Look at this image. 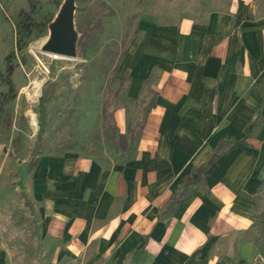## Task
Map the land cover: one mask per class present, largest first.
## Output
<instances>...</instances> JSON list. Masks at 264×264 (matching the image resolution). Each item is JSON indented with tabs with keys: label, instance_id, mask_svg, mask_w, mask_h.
Instances as JSON below:
<instances>
[{
	"label": "crops",
	"instance_id": "1",
	"mask_svg": "<svg viewBox=\"0 0 264 264\" xmlns=\"http://www.w3.org/2000/svg\"><path fill=\"white\" fill-rule=\"evenodd\" d=\"M107 2L125 16L140 11L120 66L132 78L114 112L128 145L117 152L101 139L79 154L70 197L58 184L52 196L34 193L47 253L22 261L264 264V0ZM157 4L173 24L145 33V22L159 20L146 6ZM153 72L154 105L130 140L129 100ZM213 150L217 159L199 177Z\"/></svg>",
	"mask_w": 264,
	"mask_h": 264
},
{
	"label": "rangeland",
	"instance_id": "2",
	"mask_svg": "<svg viewBox=\"0 0 264 264\" xmlns=\"http://www.w3.org/2000/svg\"><path fill=\"white\" fill-rule=\"evenodd\" d=\"M64 1L0 0V264H25L23 256L47 253L39 241L34 193L41 190L52 196L56 184L62 185L60 191L66 196L75 193L79 154L91 152L101 139L122 151L114 112L132 78L130 69L120 72V66L138 36L140 11L125 16L107 0H74V55L57 58L43 47L50 36L49 23ZM146 7L159 20L145 22V33H154L153 25L173 24L166 7ZM157 77V72L151 73L141 97L129 100L130 140L137 136L154 97L148 83ZM34 81L40 82L35 100ZM41 95L45 126L38 140ZM254 123L258 126L261 120Z\"/></svg>",
	"mask_w": 264,
	"mask_h": 264
},
{
	"label": "water",
	"instance_id": "3",
	"mask_svg": "<svg viewBox=\"0 0 264 264\" xmlns=\"http://www.w3.org/2000/svg\"><path fill=\"white\" fill-rule=\"evenodd\" d=\"M74 0H65L57 17L49 23L50 36L43 47L46 53L74 55L77 33L73 24Z\"/></svg>",
	"mask_w": 264,
	"mask_h": 264
},
{
	"label": "trees",
	"instance_id": "4",
	"mask_svg": "<svg viewBox=\"0 0 264 264\" xmlns=\"http://www.w3.org/2000/svg\"><path fill=\"white\" fill-rule=\"evenodd\" d=\"M7 73L8 75H10L12 73V65H9L7 68ZM10 89H12V84L9 81L8 83ZM154 102L151 101L150 106H153ZM148 111V110H147ZM44 120H45V108H44V104H43V99H42V95L39 97L38 99V130H37V139L40 140L41 136L43 134V130H44ZM145 122V117L142 120V124L140 125V128H142L143 124ZM120 138L121 140V149L122 151H124L126 149V140H125V136L123 134H120ZM221 144H219V146H221ZM218 157V153L217 150H213L212 153L210 154L209 158L207 159V161L205 163H203L198 169H197V173L199 177H203L204 171L207 169L208 166H210L211 164H213L215 162V160ZM191 184V182L189 181H185L183 184V190L172 196L171 200L165 203V206L168 207L172 204H175L179 201V198L184 195V193L186 192L188 185Z\"/></svg>",
	"mask_w": 264,
	"mask_h": 264
},
{
	"label": "bare ground",
	"instance_id": "5",
	"mask_svg": "<svg viewBox=\"0 0 264 264\" xmlns=\"http://www.w3.org/2000/svg\"><path fill=\"white\" fill-rule=\"evenodd\" d=\"M54 57H57V58H62L61 56H58V55H53ZM39 91H40V82H35L34 81V90H33V94H32V98L35 100L36 97L38 96L39 94ZM32 115H31V124L32 126H36V122L34 119H32Z\"/></svg>",
	"mask_w": 264,
	"mask_h": 264
},
{
	"label": "built area",
	"instance_id": "6",
	"mask_svg": "<svg viewBox=\"0 0 264 264\" xmlns=\"http://www.w3.org/2000/svg\"><path fill=\"white\" fill-rule=\"evenodd\" d=\"M39 99V98H38ZM37 126H38V121H37Z\"/></svg>",
	"mask_w": 264,
	"mask_h": 264
}]
</instances>
